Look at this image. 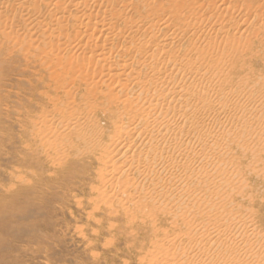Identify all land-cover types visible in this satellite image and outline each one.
<instances>
[{
  "label": "bare ground",
  "instance_id": "6f19581e",
  "mask_svg": "<svg viewBox=\"0 0 264 264\" xmlns=\"http://www.w3.org/2000/svg\"><path fill=\"white\" fill-rule=\"evenodd\" d=\"M142 1L0 0V66L8 65L14 56L26 62L39 57L41 67L51 73L49 62L55 59L62 62L63 72H72L70 87H87L92 94L90 103L71 96L68 109L60 111H54L52 101L59 94L67 99L66 92L43 94L51 109L36 116L37 128L30 133L38 143L42 165L58 172L66 186L81 187V191H86L84 183L89 180L90 194L102 202L97 185L103 178L113 180L114 185L128 184L135 197L130 214L141 216L151 205L149 195L162 199L163 207L185 192L199 191L204 195L196 210L186 208L183 214L203 219L215 218L221 211L223 230L194 232L201 241L181 254L189 259L186 264H264V233L257 229V217H250L255 213L250 208L254 202L241 200L248 206L249 217L228 214L225 208L229 199L242 197H233L234 192L243 189L254 194L259 189L261 177L245 162L253 152L264 154V95L235 93L233 87L240 79L231 81L227 75L205 81L214 68L224 70L238 54L233 34L247 35L240 27L246 16L243 9L251 8L257 17L264 0L190 1L184 14L178 0H166V9L160 0ZM235 2H240L244 14L231 13ZM167 20L177 25L176 34L167 28ZM67 26L72 36L58 38ZM199 29L205 36L193 53L192 41ZM157 34L163 44H158ZM250 38L252 46L262 42L260 37ZM65 41L73 42L74 56L59 55L69 52ZM218 43L223 46L220 59L208 68L206 59L216 53ZM183 45L205 67L202 75L191 72ZM176 49H181L180 54H175ZM215 83H221L220 91ZM231 156V163H225ZM217 165L222 169L216 170ZM217 194L227 201L219 200L218 205ZM212 199L215 208L209 213ZM8 225L7 219L0 221L4 231H9Z\"/></svg>",
  "mask_w": 264,
  "mask_h": 264
},
{
  "label": "rangeland",
  "instance_id": "374dc122",
  "mask_svg": "<svg viewBox=\"0 0 264 264\" xmlns=\"http://www.w3.org/2000/svg\"><path fill=\"white\" fill-rule=\"evenodd\" d=\"M136 1L143 3L142 0ZM178 1L182 3V14L187 3L198 2ZM160 4L166 9V0H160ZM239 4L240 2H235L231 13L237 16L246 12L247 17L245 16L240 27L245 28L247 35L242 36L234 31L233 48L237 49L238 54L224 70L214 68L205 81L227 75L231 81L240 79V83L233 87L235 93H241L245 97L262 96L264 88H259V85L264 86V7L259 9L261 12L255 17L251 8L243 9L244 12ZM199 11L201 12V8ZM133 18L136 19L134 16ZM169 22L170 20L166 21L167 28L176 34L177 25ZM62 29L63 35L60 32L58 38L72 36L70 26ZM163 31L169 33L167 29ZM52 34L56 36L55 32ZM161 34L156 36L158 44H163ZM203 36L205 32L199 29L197 39L192 41V50L198 49ZM250 37L255 40L260 37L262 42L252 46ZM73 42L71 41V44ZM178 42L183 43V39ZM220 43L217 44V51L211 55V59H206L208 68H212L220 59L218 52L223 48ZM64 44L69 45V52L61 51L59 55L63 53V56L68 58L67 54L74 56L71 44L67 41ZM183 46L185 58L191 63V72L202 75L205 67L198 62L188 46ZM180 52L181 49H176L175 54ZM14 57L8 61L9 68L12 64L8 72L4 70L8 65L0 66V218L7 219L10 225L9 231L6 229L8 232L0 227V264H186L187 258L181 254L185 253L188 246L201 241V236L197 237L194 232H206L210 228L223 230L221 211L217 215L219 219H199L189 215L190 212L183 214L186 208L193 207L196 210L198 199L204 195L199 191L192 190L191 194L185 192L181 194L183 196L175 197L163 207L160 205L162 199L158 201L149 195L151 205L145 207L147 209L141 216L135 212L130 214L135 197L131 187L124 182L114 185L113 180L103 178L97 185V192L103 194L104 202L90 194L89 180L84 183L86 191H81V187L74 188V185L66 186L58 172L45 164L42 165L36 149L38 143L30 133L33 128H37L34 123L36 116L47 108L43 99L45 92L52 96L58 95L59 91L66 92L67 99H63L59 94L58 100L52 101L55 105L54 111L63 108L67 110L71 96L90 103L92 94L87 92V87L75 89L69 86L72 72L70 69L63 72L62 62L51 60V68L48 69L51 73H48L45 67H41L39 57L29 58L27 62L16 56L19 58L17 61ZM214 85L217 91L221 90V83ZM75 113L77 112H71ZM99 126L104 128V123L100 120ZM227 146L228 144H225L223 147ZM231 161L232 156L225 159V163ZM245 164L248 167L254 166L255 174L261 177L262 181L259 178V189H256V193L243 192L241 189L242 192L233 193V197L242 196L236 201L234 198L227 201L224 196L218 194L215 199L218 198V205L219 200L227 201L225 208L228 209V214L233 212L240 217H249L248 206L242 204L241 200L245 203L254 202L250 208L255 213L250 217L252 216L253 220L257 217V229L264 233V190L260 191L264 189V154L253 152ZM215 169L220 170L222 167L217 165ZM69 170L72 171L71 168ZM91 176L94 178L95 174L92 173ZM209 203L213 206H209L207 211L212 213L215 208L214 200H209ZM5 206L7 210H4ZM177 213L180 217H175Z\"/></svg>",
  "mask_w": 264,
  "mask_h": 264
}]
</instances>
